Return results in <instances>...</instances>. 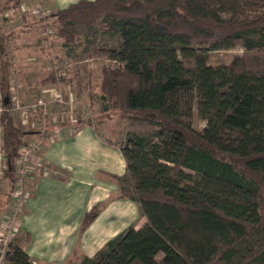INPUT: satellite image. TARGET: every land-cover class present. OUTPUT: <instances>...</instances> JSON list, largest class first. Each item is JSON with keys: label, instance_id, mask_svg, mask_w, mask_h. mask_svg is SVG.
Wrapping results in <instances>:
<instances>
[{"label": "trees", "instance_id": "obj_1", "mask_svg": "<svg viewBox=\"0 0 264 264\" xmlns=\"http://www.w3.org/2000/svg\"><path fill=\"white\" fill-rule=\"evenodd\" d=\"M47 18L67 57L77 26L100 21L103 34L118 36L115 48L95 50L110 63L101 97L155 129L126 135L118 146L125 175L113 177L116 198L135 203L145 223L65 264H264V0L79 1ZM7 38L0 32V131L10 161L26 132L4 102ZM235 46L245 54L208 64L209 53ZM194 109L201 131L191 126ZM5 178L8 198L14 175ZM103 207L84 214L80 234ZM4 264L33 263L10 243Z\"/></svg>", "mask_w": 264, "mask_h": 264}, {"label": "crops", "instance_id": "obj_2", "mask_svg": "<svg viewBox=\"0 0 264 264\" xmlns=\"http://www.w3.org/2000/svg\"><path fill=\"white\" fill-rule=\"evenodd\" d=\"M79 1L93 0H47V3L48 8L55 12ZM26 4L25 0L24 8H27ZM12 40L16 43L14 50L8 49L12 57L11 71L20 72L19 65L24 72L35 71L37 64L34 66L31 60L37 58L42 46L19 42L22 36L14 35ZM45 54L54 61L55 56L51 52ZM14 56L19 59H15L19 64L14 62ZM48 79L49 76L45 80ZM45 80L42 81L44 88L53 85V81L44 83ZM53 91L42 90L41 94ZM71 92L69 90L70 99L73 97ZM22 95L26 97L24 92ZM20 120L21 128H26V135L19 141L18 148L36 144L25 142L33 135L38 136V142L41 141L38 157L48 167L46 174H35L26 181L27 197L18 219L16 241L13 242L33 264H65L74 255L92 258L109 240L128 227L138 229L144 224L135 203L116 198L120 184L113 177L123 178L125 175V164L118 147L123 140L116 143L104 137L88 122L75 128H58L43 135L34 123L21 117ZM4 185L6 189L7 183ZM96 204L104 207L80 234L82 217ZM11 207L12 194L7 198L6 192L0 193V221Z\"/></svg>", "mask_w": 264, "mask_h": 264}, {"label": "rangeland", "instance_id": "obj_3", "mask_svg": "<svg viewBox=\"0 0 264 264\" xmlns=\"http://www.w3.org/2000/svg\"><path fill=\"white\" fill-rule=\"evenodd\" d=\"M24 1L0 0V32L8 35L5 43L6 48L14 50L13 46L16 43L12 40L14 35L22 36V40L19 42L30 43L36 47L42 46V48L39 49V55L36 56L38 59L31 60V64H37L34 65L35 71L24 72L19 65L20 72L10 70V80L14 82L13 85L18 90V98L24 104L38 99L48 100L54 93L61 97V102H55L52 110L46 114L43 112L33 113L27 120L34 123L36 125L34 127L38 128L43 135L58 128L70 126L75 128L81 123L89 122L104 137L112 139L116 143L124 141L127 134L150 137L155 131L153 127L143 122L127 120L126 117H123L115 100L107 103L101 97L99 90L102 77L101 68L110 65V63L105 57L96 54L95 50L100 47L115 48L119 42L118 36L103 34L100 30V21L91 30L77 26L79 36L73 46L71 56L67 57L61 47V40L56 36V29L51 24L52 20L47 18L48 14L54 12L48 8L47 0H26L27 8L23 7ZM40 7L47 10L46 17L43 19L38 17ZM25 34L27 35L25 36ZM9 50L8 60L11 64L12 57ZM44 51L47 54L51 52L55 56L54 61L50 56H46ZM244 54L245 52L240 46H235L230 50L209 53L207 61L212 66H224ZM15 59L19 60L14 56V62L19 64ZM48 76L49 78L54 77L55 81L53 85L44 88L42 81ZM48 89L54 90V93L41 94L42 90ZM69 90L73 93L72 99L69 97ZM23 92L25 98L22 95ZM13 117L16 127L23 131L26 130L25 127L21 128L20 126V115L13 114ZM191 126L196 131H201L205 126L198 119L195 109ZM38 141V136L33 135L25 143H38ZM5 176L0 177V193H4L6 190L4 187V184L7 183ZM161 257V254H158L157 259ZM81 258L82 256L77 255L74 261L77 262Z\"/></svg>", "mask_w": 264, "mask_h": 264}, {"label": "built area", "instance_id": "obj_4", "mask_svg": "<svg viewBox=\"0 0 264 264\" xmlns=\"http://www.w3.org/2000/svg\"><path fill=\"white\" fill-rule=\"evenodd\" d=\"M47 10L40 7L38 17H46ZM49 33V32H48ZM55 70V69H54ZM59 75V74H56ZM10 80L8 89L9 109L13 114H19L23 120H27L33 113L43 112L46 114L53 109L55 102H61L60 95L54 93L48 100L38 99L31 103H22L18 98V90ZM2 96L0 95V113L3 111ZM41 141L30 146H22L17 149L16 154L7 161L3 150L0 131V177L7 173H13L14 183L12 187V207L9 213L3 216L0 222V264H4V257L8 252L10 243L18 233V219L21 215L23 204L26 200L25 184L35 174H46L48 168L38 157Z\"/></svg>", "mask_w": 264, "mask_h": 264}, {"label": "water", "instance_id": "obj_5", "mask_svg": "<svg viewBox=\"0 0 264 264\" xmlns=\"http://www.w3.org/2000/svg\"><path fill=\"white\" fill-rule=\"evenodd\" d=\"M4 102H5V104L8 102V99L6 98L5 100H4Z\"/></svg>", "mask_w": 264, "mask_h": 264}]
</instances>
